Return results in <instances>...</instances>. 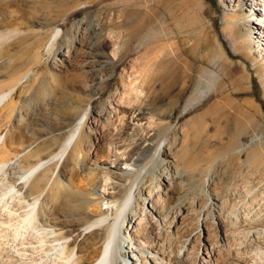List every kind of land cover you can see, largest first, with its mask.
<instances>
[{"label": "rangeland", "instance_id": "1", "mask_svg": "<svg viewBox=\"0 0 264 264\" xmlns=\"http://www.w3.org/2000/svg\"><path fill=\"white\" fill-rule=\"evenodd\" d=\"M56 27L69 31L70 38H62L60 48L71 53L78 68L62 70L54 51L44 48ZM260 32H264V0H0V89L16 84L30 71L7 110L10 117L1 121L0 133L10 136L12 157L33 148L47 158L59 150L89 102L85 84L91 79L66 83L75 69L87 70L84 53L107 38L108 52L116 44L121 56L106 90L93 98L91 111L102 106L109 112L121 100L150 110L144 121H136L134 114L128 117L132 129L141 132L139 139L127 138L137 148L142 143L144 149L149 143L142 141L152 135L153 144L140 150V186H159L162 166L154 152L162 141L166 154L161 160L174 163L170 173L175 186L168 189L161 182L154 194L159 204L172 195L168 224L175 226L163 229L161 238L173 240L175 251L189 239L192 264L199 263L200 249L204 255L210 252L207 264H264ZM37 38L42 39L38 53L33 46ZM130 70H137V76ZM123 76L139 96L124 95L129 87L122 83ZM154 114L162 119H152ZM122 125L120 121L113 126L115 142L124 140ZM108 151L112 156L123 153L115 146ZM107 160L102 156L100 165ZM27 161L34 163L36 158ZM122 166L134 168L130 163ZM99 172L104 175L106 169ZM217 215L225 220L222 231ZM80 233L83 229L74 231L72 238Z\"/></svg>", "mask_w": 264, "mask_h": 264}, {"label": "bare ground", "instance_id": "2", "mask_svg": "<svg viewBox=\"0 0 264 264\" xmlns=\"http://www.w3.org/2000/svg\"><path fill=\"white\" fill-rule=\"evenodd\" d=\"M39 22L47 23L46 20ZM256 24L262 23L258 21ZM263 33L260 32V37L264 36ZM40 38L33 42L35 50L42 46ZM62 38H70L69 31L63 27L54 28L43 44L44 48L54 51V60L62 70L73 66L78 68L71 53L60 48ZM109 41L103 38L98 44L90 45L91 51L83 55L87 70L77 71L74 68L72 78L65 82L73 85L80 78L83 80L90 76L91 79L90 82L85 80V88L90 89L89 102L83 106L69 135L60 143L59 150L55 148L57 151L47 158L41 157L38 149L31 151L33 148L27 153L18 150L12 157V148L8 146L10 136L0 133V264H192L189 260V239L175 251L173 240L166 241L160 236L163 229L175 226L168 224V203L172 195L164 197L161 204L154 199L161 182L168 189L175 186V179L170 173L174 163L160 158L166 154L165 141L154 152V157L162 166L157 189L142 187L137 181L142 173L138 165L140 150L150 146L152 135L142 141L149 143L144 149L142 143L137 148L134 140L130 142L128 138L137 137L141 130L132 129L128 117L134 114L136 121H144L151 114L150 110L143 104L130 105L121 100L109 112H104L102 106L91 111L93 98L106 90L121 56L116 44H113V51L108 52ZM21 66V63L15 64L14 71ZM29 72L16 84L0 89V125L4 118L10 117L7 110L15 103L17 88ZM127 72L134 77L138 71ZM122 80L127 86L124 76ZM144 85L142 80L141 86ZM127 87L124 95L130 98L140 95L131 82ZM151 118L162 119L156 114ZM120 121L124 140L115 142L117 133L113 132V126ZM144 130L146 134L150 131ZM109 146L122 149L123 153L112 156ZM31 156L36 161L25 163ZM102 156L108 160L100 165ZM124 163H130L134 168H123ZM100 168L106 169L105 176L99 172ZM178 215L181 213L178 212ZM216 219L222 231L225 220L219 215ZM80 229L83 233L72 238V233ZM199 257L198 264H207L210 252L206 251L204 255L200 249ZM243 264L256 263L246 261Z\"/></svg>", "mask_w": 264, "mask_h": 264}]
</instances>
